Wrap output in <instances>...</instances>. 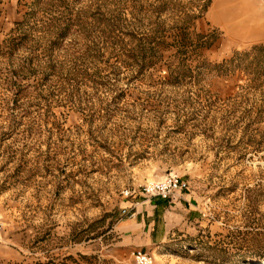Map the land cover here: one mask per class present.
<instances>
[{
  "label": "rangeland",
  "instance_id": "obj_1",
  "mask_svg": "<svg viewBox=\"0 0 264 264\" xmlns=\"http://www.w3.org/2000/svg\"><path fill=\"white\" fill-rule=\"evenodd\" d=\"M0 221V264H264V0H0Z\"/></svg>",
  "mask_w": 264,
  "mask_h": 264
},
{
  "label": "built area",
  "instance_id": "obj_2",
  "mask_svg": "<svg viewBox=\"0 0 264 264\" xmlns=\"http://www.w3.org/2000/svg\"><path fill=\"white\" fill-rule=\"evenodd\" d=\"M189 188V184L183 178L177 175H168L162 179L149 181L142 187V192L149 197L172 200L176 193L185 191ZM2 222L0 221V228ZM133 264H153V257L145 251L134 250L132 251Z\"/></svg>",
  "mask_w": 264,
  "mask_h": 264
},
{
  "label": "trees",
  "instance_id": "obj_3",
  "mask_svg": "<svg viewBox=\"0 0 264 264\" xmlns=\"http://www.w3.org/2000/svg\"><path fill=\"white\" fill-rule=\"evenodd\" d=\"M159 200V202H158V204H160V205H162L164 202V200H161V199H158Z\"/></svg>",
  "mask_w": 264,
  "mask_h": 264
}]
</instances>
